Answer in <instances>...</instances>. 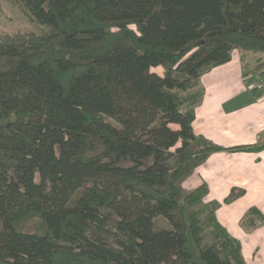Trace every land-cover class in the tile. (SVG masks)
I'll list each match as a JSON object with an SVG mask.
<instances>
[{"label": "trees", "instance_id": "1", "mask_svg": "<svg viewBox=\"0 0 264 264\" xmlns=\"http://www.w3.org/2000/svg\"><path fill=\"white\" fill-rule=\"evenodd\" d=\"M10 1L46 28L0 31V264H247L184 181L224 149L194 131L201 77L264 55V0Z\"/></svg>", "mask_w": 264, "mask_h": 264}, {"label": "crops", "instance_id": "2", "mask_svg": "<svg viewBox=\"0 0 264 264\" xmlns=\"http://www.w3.org/2000/svg\"><path fill=\"white\" fill-rule=\"evenodd\" d=\"M246 52L235 49L232 59L201 77L205 94L195 109L194 131L224 147L213 152L184 181L187 189L207 184L206 201H218L219 221L242 243L247 264H264V221L244 223L255 207L264 215V77L245 66ZM249 146V150L235 147ZM234 189L244 194L224 200Z\"/></svg>", "mask_w": 264, "mask_h": 264}, {"label": "rangeland", "instance_id": "3", "mask_svg": "<svg viewBox=\"0 0 264 264\" xmlns=\"http://www.w3.org/2000/svg\"><path fill=\"white\" fill-rule=\"evenodd\" d=\"M1 5L4 10L5 15L0 16V31L9 32V33H16L18 31L36 32V31H40L41 29L46 28L34 22L27 15L22 13L21 10L18 8L17 4H15L13 1L2 0ZM243 52H246V55H247V58L245 59V64H246L245 66L247 67L249 64L250 65L253 64L252 69L254 66H256L257 61H259V59L264 57L262 53H253V52H248V51H243ZM152 71H155L163 75L164 68L162 66H159V67L153 68ZM205 202H206V197H205ZM156 225L157 227H169L170 226L169 222L162 216L157 218Z\"/></svg>", "mask_w": 264, "mask_h": 264}]
</instances>
